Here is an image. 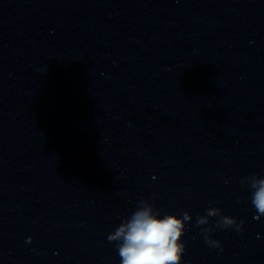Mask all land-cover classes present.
<instances>
[{
  "label": "water",
  "instance_id": "1",
  "mask_svg": "<svg viewBox=\"0 0 264 264\" xmlns=\"http://www.w3.org/2000/svg\"><path fill=\"white\" fill-rule=\"evenodd\" d=\"M252 174L264 0H0V264H119L140 200L191 212L180 264H264Z\"/></svg>",
  "mask_w": 264,
  "mask_h": 264
},
{
  "label": "clouds",
  "instance_id": "2",
  "mask_svg": "<svg viewBox=\"0 0 264 264\" xmlns=\"http://www.w3.org/2000/svg\"><path fill=\"white\" fill-rule=\"evenodd\" d=\"M241 184L252 190L250 200L256 218L264 216V176L252 174L242 179ZM210 217H219L218 228L242 230V220L237 222L236 217L223 214L218 207H209L205 214H197L195 223L208 225ZM191 219L190 211L185 210L182 215H160L149 200H140L137 208L108 234L107 239L117 242L119 264H180L185 251L182 237ZM212 231L211 226L201 228L205 243L223 251L220 241L210 235Z\"/></svg>",
  "mask_w": 264,
  "mask_h": 264
}]
</instances>
